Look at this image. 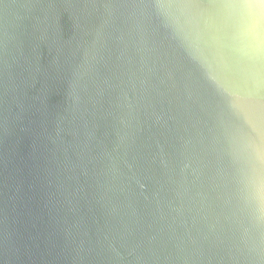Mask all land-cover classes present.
I'll use <instances>...</instances> for the list:
<instances>
[{"label": "water", "instance_id": "obj_1", "mask_svg": "<svg viewBox=\"0 0 264 264\" xmlns=\"http://www.w3.org/2000/svg\"><path fill=\"white\" fill-rule=\"evenodd\" d=\"M0 264H264V0H0Z\"/></svg>", "mask_w": 264, "mask_h": 264}]
</instances>
